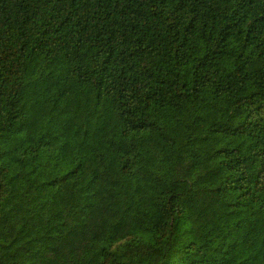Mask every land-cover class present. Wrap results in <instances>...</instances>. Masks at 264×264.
Masks as SVG:
<instances>
[{
  "label": "trees",
  "instance_id": "1",
  "mask_svg": "<svg viewBox=\"0 0 264 264\" xmlns=\"http://www.w3.org/2000/svg\"><path fill=\"white\" fill-rule=\"evenodd\" d=\"M0 264H264V0H0Z\"/></svg>",
  "mask_w": 264,
  "mask_h": 264
}]
</instances>
